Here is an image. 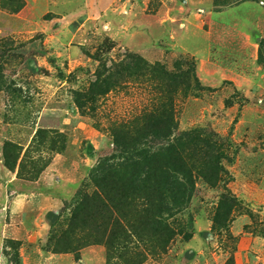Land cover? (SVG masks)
I'll return each instance as SVG.
<instances>
[{
	"label": "rangeland",
	"instance_id": "rangeland-1",
	"mask_svg": "<svg viewBox=\"0 0 264 264\" xmlns=\"http://www.w3.org/2000/svg\"><path fill=\"white\" fill-rule=\"evenodd\" d=\"M171 104L192 197L99 189ZM0 264H264V0H0Z\"/></svg>",
	"mask_w": 264,
	"mask_h": 264
},
{
	"label": "trees",
	"instance_id": "trees-1",
	"mask_svg": "<svg viewBox=\"0 0 264 264\" xmlns=\"http://www.w3.org/2000/svg\"><path fill=\"white\" fill-rule=\"evenodd\" d=\"M108 87L107 84L104 85V88ZM157 116L160 119L156 120L155 126L157 127L160 123L162 126L160 130L162 131L153 132L152 134L159 140L168 141L169 143L166 146H162L158 150L151 147L154 150H152L153 152H141V149H139L134 157H125L123 164L120 162L118 165L102 163L94 170L92 179L99 189L103 188L105 184L111 183L121 190H125V192L128 188L135 189V192L139 195L146 190L138 188L144 187L150 191L151 187L157 188V191L163 194L161 196L163 209L170 210V205L179 209L186 204V200L190 196L192 197L195 189L193 171L187 168L188 163L184 159L190 161L189 155L191 152L194 153L190 150V147L198 148L202 146L201 142L206 146L209 144L208 141L202 140V136L194 131L183 133L170 141L174 134L175 124L172 104L165 106V109L160 110ZM116 144L118 150L123 152L117 139ZM123 146L128 147L125 144ZM210 148L212 149V147ZM209 163L216 164L215 170L223 169L220 167L221 158H217L216 163L207 161L206 165ZM205 178L207 180L206 176ZM154 180H156V185H154ZM111 190L113 192L114 187ZM101 195V193L97 194V196H100L99 205L104 206Z\"/></svg>",
	"mask_w": 264,
	"mask_h": 264
},
{
	"label": "crops",
	"instance_id": "crops-1",
	"mask_svg": "<svg viewBox=\"0 0 264 264\" xmlns=\"http://www.w3.org/2000/svg\"><path fill=\"white\" fill-rule=\"evenodd\" d=\"M5 238H12V239H16V240L18 239L17 236L9 234V231H8V234L5 235Z\"/></svg>",
	"mask_w": 264,
	"mask_h": 264
}]
</instances>
